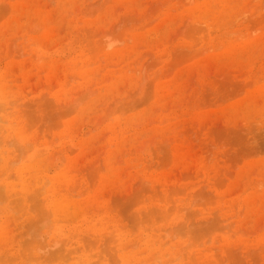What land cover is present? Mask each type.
<instances>
[{
    "label": "rangeland",
    "instance_id": "obj_1",
    "mask_svg": "<svg viewBox=\"0 0 264 264\" xmlns=\"http://www.w3.org/2000/svg\"><path fill=\"white\" fill-rule=\"evenodd\" d=\"M0 264H264V0H0Z\"/></svg>",
    "mask_w": 264,
    "mask_h": 264
}]
</instances>
